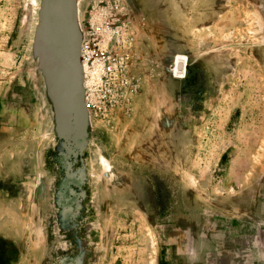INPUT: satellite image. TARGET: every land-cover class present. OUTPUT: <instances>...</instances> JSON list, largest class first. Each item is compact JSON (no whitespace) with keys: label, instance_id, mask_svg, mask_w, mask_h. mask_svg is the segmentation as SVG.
<instances>
[{"label":"rangeland","instance_id":"374dc122","mask_svg":"<svg viewBox=\"0 0 264 264\" xmlns=\"http://www.w3.org/2000/svg\"><path fill=\"white\" fill-rule=\"evenodd\" d=\"M0 264H264V0H0Z\"/></svg>","mask_w":264,"mask_h":264},{"label":"built area","instance_id":"2783aa9c","mask_svg":"<svg viewBox=\"0 0 264 264\" xmlns=\"http://www.w3.org/2000/svg\"><path fill=\"white\" fill-rule=\"evenodd\" d=\"M128 41L122 23L116 28L110 23L101 29L92 26L88 32L80 65L85 102L95 112L114 109L127 90L134 91V84L125 75L124 58L114 50L115 46L126 45Z\"/></svg>","mask_w":264,"mask_h":264},{"label":"bare ground","instance_id":"6f19581e","mask_svg":"<svg viewBox=\"0 0 264 264\" xmlns=\"http://www.w3.org/2000/svg\"><path fill=\"white\" fill-rule=\"evenodd\" d=\"M179 63L177 62V67H178ZM99 161H100V163L101 162L103 163L102 165L105 167V169H109L110 165L107 164V162L104 160V158H101V160H99Z\"/></svg>","mask_w":264,"mask_h":264}]
</instances>
